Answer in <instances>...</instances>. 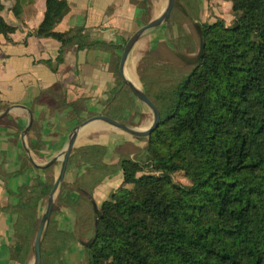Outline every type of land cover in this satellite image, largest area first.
<instances>
[{
    "label": "trees",
    "instance_id": "1",
    "mask_svg": "<svg viewBox=\"0 0 264 264\" xmlns=\"http://www.w3.org/2000/svg\"><path fill=\"white\" fill-rule=\"evenodd\" d=\"M26 1L33 2L16 0V15ZM45 1L44 19L31 33L64 47L113 48L83 29L57 31L70 4ZM232 9V25L203 29L198 61L186 77L162 87L139 69L160 124L143 137L147 146L136 158L122 159L124 183L95 214L87 264H264V0H232ZM13 31L0 17V33ZM181 170L190 184L173 180ZM51 188L15 194L10 253L16 264L27 263L37 203ZM72 240L74 233L57 231L51 220L42 257L71 264L65 251Z\"/></svg>",
    "mask_w": 264,
    "mask_h": 264
},
{
    "label": "crops",
    "instance_id": "2",
    "mask_svg": "<svg viewBox=\"0 0 264 264\" xmlns=\"http://www.w3.org/2000/svg\"><path fill=\"white\" fill-rule=\"evenodd\" d=\"M201 1L197 0V11ZM68 2L70 9L55 29H83L91 40L105 41L112 49L64 47L53 37L36 36L31 32L44 19L46 1L23 4L16 15V0H0V17L14 27L8 36L0 33V264H16L10 253L15 194L20 188L33 193L40 184L53 186L75 128L107 112L118 119L126 117L122 121L127 123L142 112L137 97L123 84L119 65L123 42L142 26L150 1ZM224 3L232 6L230 0ZM193 10L188 7L189 15H196ZM146 146V138L103 120L80 128L50 219L57 231L74 233L75 240L65 251L68 261L74 260V251L88 256L84 244L93 238L95 214L123 186L122 159L136 158ZM46 198L37 203V218ZM57 200L62 203L55 211Z\"/></svg>",
    "mask_w": 264,
    "mask_h": 264
},
{
    "label": "rangeland",
    "instance_id": "3",
    "mask_svg": "<svg viewBox=\"0 0 264 264\" xmlns=\"http://www.w3.org/2000/svg\"><path fill=\"white\" fill-rule=\"evenodd\" d=\"M149 1L151 3L150 11L142 25L161 14L168 2V0ZM225 1L226 0H202L200 9L197 11V0H176L175 7L169 19L163 22L160 26L143 33L132 48L126 63L128 73L132 77L136 76L139 79L141 84L140 87L143 90L146 91L147 88L140 80L139 69L141 70L142 75L147 79L154 78L156 81L161 82L162 87L167 85L166 82L174 83L180 78L186 77L193 70L204 43L202 36L203 29L207 25L219 21H224L226 26H230L235 20V13L232 6L229 7L228 5H225ZM230 1L232 2V0ZM26 3L32 4L33 2H24V4ZM187 6L196 10H193L196 12L195 16L189 15ZM129 38L130 36H128L123 42V47ZM123 47L121 49V55L123 53ZM157 84L160 85L159 83ZM163 89L164 91L167 90V88ZM137 100L141 105L142 112L140 111V113H136V119L128 123L138 129H145L153 122V111L145 102L138 98ZM147 170L149 169L147 168ZM172 176L173 180L177 183L184 185L191 183L190 179L182 170L173 173ZM47 203L48 197L43 202L42 211L40 212L37 221V229L30 238V250L26 264H34V240L40 219L46 211ZM61 203L62 202L57 200L54 209L55 211H57V208H59ZM80 229L81 228L79 227V230ZM73 254L75 255L73 257L74 260L69 257V261L72 264H75L74 262L79 264L82 262L83 264H86V262H88V260L86 261L88 256H77L76 251H74ZM42 264H49L48 259L43 258Z\"/></svg>",
    "mask_w": 264,
    "mask_h": 264
},
{
    "label": "water",
    "instance_id": "4",
    "mask_svg": "<svg viewBox=\"0 0 264 264\" xmlns=\"http://www.w3.org/2000/svg\"><path fill=\"white\" fill-rule=\"evenodd\" d=\"M176 0H168L167 5L165 9L162 11L161 14H159L156 18L151 19L146 24L139 27L127 40L125 46L123 47V53L121 55L120 65H119V72L121 75V78L123 82L130 88L131 92L135 97H137L139 100L145 102L153 111V122L152 124L145 128V129H138L136 127L131 126L129 123L122 121L114 116H111L109 114H99L90 117L89 119L85 120L83 123L78 125L75 130L72 132L68 144L65 148V150L62 153V167L60 170L59 175L57 176L51 191L48 196V203L47 208L44 214L42 215L38 230L36 233V237L34 240V264H42V242H43V236L45 233V230L47 228V224L51 219L54 203H55V195L56 192L62 182V180L65 177V173L68 167V162L70 155L74 149L78 132L80 128L84 125H87L95 120H103L111 125H114L120 129H123L135 136L138 137H148L151 135V133L158 127L161 120V112L157 104L153 101L152 98L149 97V95L146 93L145 90H143L140 86H137V84L133 81V79L127 75L126 73V63L129 58V55L131 53L132 48L136 44V42L140 39V37L148 30H151L155 27L160 26L163 22H165L172 14V11L175 7ZM91 240L85 242V244H88Z\"/></svg>",
    "mask_w": 264,
    "mask_h": 264
},
{
    "label": "bare ground",
    "instance_id": "5",
    "mask_svg": "<svg viewBox=\"0 0 264 264\" xmlns=\"http://www.w3.org/2000/svg\"><path fill=\"white\" fill-rule=\"evenodd\" d=\"M134 64V63H133ZM135 65V64H134ZM134 69V68H133ZM133 75V74H132ZM136 75V74H135ZM129 76H131L130 74H129ZM131 78L133 79V81L137 84V86H141V84H140V81H139V79L136 77V76H131ZM146 124V123H145Z\"/></svg>",
    "mask_w": 264,
    "mask_h": 264
}]
</instances>
